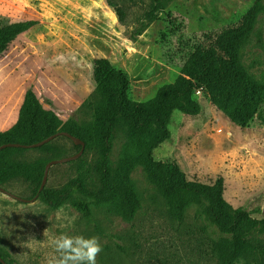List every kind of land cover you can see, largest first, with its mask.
I'll return each instance as SVG.
<instances>
[{"label": "rangeland", "instance_id": "obj_1", "mask_svg": "<svg viewBox=\"0 0 264 264\" xmlns=\"http://www.w3.org/2000/svg\"><path fill=\"white\" fill-rule=\"evenodd\" d=\"M252 1L173 0L141 35L132 37L148 0L124 3L123 23L107 0H0V24L36 21L0 53V131L15 122L26 90L61 120L89 123V114L81 113L79 106L95 88L100 59L127 75L131 101L149 103L199 48L213 46L219 31L239 23ZM239 62L252 80L264 84V9L257 14ZM194 97L202 106L200 113L175 110L169 123L171 136L153 150V157L175 161L191 180L212 183L223 177V196L232 207H242L254 218L264 217V121L259 116L264 115V89L251 96L254 115L245 123L214 106L206 90ZM125 136V126H116L110 155L113 166ZM49 145H59L60 155L29 148L15 159L34 163L75 152L61 136ZM98 159L96 149H87L75 161L53 164L45 187L60 190L69 180L82 178L89 188H96ZM130 176L141 201L132 221L113 206L80 194L88 202V218L71 205L76 195L51 208L39 197L22 202L0 192L3 258L10 264H44L53 252L51 236L67 233L99 238L102 252L96 264H222L219 233L207 225L199 208L188 206L178 222L141 167ZM2 186L27 199L33 194V185L23 176ZM233 264H264L263 232L251 229L246 249Z\"/></svg>", "mask_w": 264, "mask_h": 264}, {"label": "trees", "instance_id": "obj_2", "mask_svg": "<svg viewBox=\"0 0 264 264\" xmlns=\"http://www.w3.org/2000/svg\"><path fill=\"white\" fill-rule=\"evenodd\" d=\"M138 1L141 0H107V4L123 23L125 11L122 5ZM172 1L148 0V7L139 24L132 29L131 36L141 35ZM263 9V0H253L239 23L219 31L213 46L199 48L187 59L174 81L149 103L128 98L127 75L117 67H110L107 59L96 61L95 88L79 106L81 113L89 114V123L61 120L54 112L43 108L31 90H26L15 122L0 131V145L8 142L31 144L54 133L68 132L84 142L83 153L87 149L98 151L99 159L95 164L98 186L89 188L82 178H75L60 190L44 187L38 193L45 164L50 159L19 162L15 155L29 149L23 147L0 150V186L16 176H23L33 185L31 198L38 193V197L51 208H58L76 195L70 201L71 205L88 218L89 205L78 196L80 194L94 203L113 206L126 221H132L141 201L130 174L141 167L147 179L165 198L176 221L182 222L188 206L199 208L207 225L219 233L217 241L222 264H233L246 249L251 229L257 228L264 234V217L254 218L246 209L232 207L223 196V177H216L212 183L188 179L175 161L156 160L153 150L170 138L169 123L175 110L190 115L200 113L202 106L194 97L199 87L207 91L210 102L229 118L237 117L245 123L253 117L250 99L258 90L264 89V84L247 75L239 62V54L254 29L258 12ZM35 24V20L0 24V53L20 33ZM259 114L264 121V115ZM118 125L125 126L126 136L113 166L110 159L112 138ZM59 136L70 142L74 153L80 150L81 145L69 137ZM50 143L35 148L59 156V145L51 147ZM0 257L4 259L1 252ZM5 261L10 264L9 260Z\"/></svg>", "mask_w": 264, "mask_h": 264}, {"label": "clouds", "instance_id": "obj_3", "mask_svg": "<svg viewBox=\"0 0 264 264\" xmlns=\"http://www.w3.org/2000/svg\"><path fill=\"white\" fill-rule=\"evenodd\" d=\"M49 244L53 252L45 257L44 264H96L102 252L97 236L60 233L52 235Z\"/></svg>", "mask_w": 264, "mask_h": 264}, {"label": "water", "instance_id": "obj_4", "mask_svg": "<svg viewBox=\"0 0 264 264\" xmlns=\"http://www.w3.org/2000/svg\"><path fill=\"white\" fill-rule=\"evenodd\" d=\"M59 135H64L66 137H69L74 143L81 145V148H80L79 151H77L74 154L67 155V156H62V157H59V158H53V159H50V160L47 161V163L45 164V167H44V171H43L42 179H41V182H40V185H39L38 193L45 187V183H46V179H47L49 168L53 164H58V163H64V162H67V161H72V160H75L78 157H80L81 154L83 153L84 142L81 139L69 134L68 132H59V133L51 134L48 137H46V138H44V139H42L40 141L31 143V144H20V143H15V142H8V143H3V144L0 145V150L5 148V147L35 148V147H39V146H41V145L53 140L54 138H56ZM0 192L10 196L11 198H13L15 200H19V201H22V202L32 201V200H35V199L38 198V193H36L32 198L27 199V198H24V197H21L19 195L14 194L13 192L9 191L8 189H6V188H4L2 186H0ZM0 262L2 264H8L1 257H0Z\"/></svg>", "mask_w": 264, "mask_h": 264}, {"label": "built area", "instance_id": "obj_5", "mask_svg": "<svg viewBox=\"0 0 264 264\" xmlns=\"http://www.w3.org/2000/svg\"><path fill=\"white\" fill-rule=\"evenodd\" d=\"M201 92H203V88L202 87H199L195 90V95H198V94H201Z\"/></svg>", "mask_w": 264, "mask_h": 264}]
</instances>
